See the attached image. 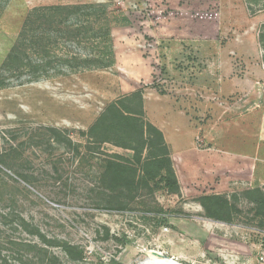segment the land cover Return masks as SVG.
Here are the masks:
<instances>
[{
  "label": "rangeland",
  "instance_id": "1",
  "mask_svg": "<svg viewBox=\"0 0 264 264\" xmlns=\"http://www.w3.org/2000/svg\"><path fill=\"white\" fill-rule=\"evenodd\" d=\"M101 3L113 52L105 68L85 64L90 46L66 35L79 18L33 13ZM148 9L144 0H0V264H165L148 261L160 251L167 264H264V224L243 197L264 182V6L218 0L206 36L188 30L192 9L166 19ZM62 55L80 56L78 66ZM138 89L176 192L108 187L104 160L132 152L81 135ZM210 193L236 204L232 222L203 215L198 199Z\"/></svg>",
  "mask_w": 264,
  "mask_h": 264
},
{
  "label": "trees",
  "instance_id": "2",
  "mask_svg": "<svg viewBox=\"0 0 264 264\" xmlns=\"http://www.w3.org/2000/svg\"><path fill=\"white\" fill-rule=\"evenodd\" d=\"M149 7L152 18H169L170 12L179 9H192L193 15L187 25L189 31L196 36L208 35L207 27L212 28L213 21L206 18V13L217 11L218 0H144ZM253 3H262L264 0H251ZM55 13L66 16L67 19L79 18L72 23L66 31V35L74 33V37L83 40L90 46L89 54L84 60L85 64H93L95 67L105 68L113 63L111 39L109 32L103 27L107 26V4H83L75 6H54L40 8L33 13L35 17L43 19L46 13ZM168 14V15H167ZM89 24V25H86ZM33 46L40 44L42 35L39 28L33 29ZM40 40V41H39ZM259 42L264 47V34L259 33ZM39 60L35 64H46L43 48L39 47ZM22 55V54H21ZM13 55L9 60H11ZM77 55H62L63 62L70 66H78ZM33 63V62H31ZM27 65H30L27 63ZM36 69V68H35ZM149 87H156L151 83ZM82 136L97 144L110 143L112 145L128 149L132 152V158L113 154L105 159L103 169V181L110 188L125 187L136 190L139 187L148 186L150 182L161 184L170 192L178 189V179L175 174L169 148L164 140L162 132L151 122L145 119L143 106V91L138 89L129 95L110 101L87 131L81 132ZM243 197L252 204L254 215L259 218L260 224H264V184L254 186L243 192ZM198 203L203 209L206 218L230 223L235 218L238 210L236 204L222 194L210 193L199 197ZM64 252L71 256L75 247L69 244L63 246ZM81 251L75 258L81 257Z\"/></svg>",
  "mask_w": 264,
  "mask_h": 264
},
{
  "label": "bare ground",
  "instance_id": "3",
  "mask_svg": "<svg viewBox=\"0 0 264 264\" xmlns=\"http://www.w3.org/2000/svg\"><path fill=\"white\" fill-rule=\"evenodd\" d=\"M148 261H157V262H161V263H165L167 264L168 262H171L169 260V258L163 256V255H157V254H153L150 255V257L148 258Z\"/></svg>",
  "mask_w": 264,
  "mask_h": 264
},
{
  "label": "crops",
  "instance_id": "4",
  "mask_svg": "<svg viewBox=\"0 0 264 264\" xmlns=\"http://www.w3.org/2000/svg\"><path fill=\"white\" fill-rule=\"evenodd\" d=\"M263 184H264V182H262V183L260 184V186H262ZM169 240H171V241H172V240H173V238H170ZM157 251H160V250H157ZM173 251H176V250H175V249H173ZM160 252H161V251H160ZM176 252H177V251H176ZM174 255H175V256H173V258H175V259H176V257L178 256V252H177L176 254L174 253Z\"/></svg>",
  "mask_w": 264,
  "mask_h": 264
},
{
  "label": "water",
  "instance_id": "5",
  "mask_svg": "<svg viewBox=\"0 0 264 264\" xmlns=\"http://www.w3.org/2000/svg\"><path fill=\"white\" fill-rule=\"evenodd\" d=\"M153 252L157 253V251H156V250H153ZM157 254H162V253L158 252ZM171 258H173V257H171Z\"/></svg>",
  "mask_w": 264,
  "mask_h": 264
}]
</instances>
